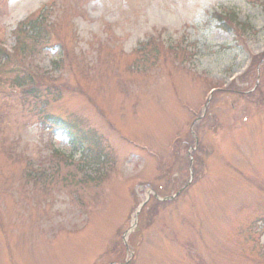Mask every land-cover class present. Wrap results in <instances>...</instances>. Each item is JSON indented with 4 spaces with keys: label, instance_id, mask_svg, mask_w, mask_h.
Instances as JSON below:
<instances>
[{
    "label": "rangeland",
    "instance_id": "obj_1",
    "mask_svg": "<svg viewBox=\"0 0 264 264\" xmlns=\"http://www.w3.org/2000/svg\"><path fill=\"white\" fill-rule=\"evenodd\" d=\"M263 3L0 0V264H264Z\"/></svg>",
    "mask_w": 264,
    "mask_h": 264
},
{
    "label": "trees",
    "instance_id": "obj_2",
    "mask_svg": "<svg viewBox=\"0 0 264 264\" xmlns=\"http://www.w3.org/2000/svg\"><path fill=\"white\" fill-rule=\"evenodd\" d=\"M35 20V21H34ZM32 25L29 23L28 29L27 30H23L24 34L26 35L23 38H28L31 39L34 43H39L42 41V39L44 38V33H45V22L46 19L44 17H39L37 19H33L32 20ZM44 27V29L42 28ZM23 38H19V39H23ZM21 43H23L22 41H20ZM6 55L7 57H10V55H8L7 53H3L1 54V56ZM59 64V63H58ZM22 84H26V83H30L28 81H31V77L29 75L18 79ZM28 89L32 90V87H28ZM62 126V132L64 136H67L70 138V141L72 142L74 137L73 134L67 129V127L69 126H65V124H61ZM93 163V161H91V164Z\"/></svg>",
    "mask_w": 264,
    "mask_h": 264
}]
</instances>
